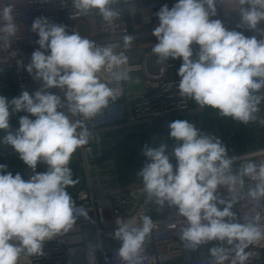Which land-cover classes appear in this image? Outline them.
<instances>
[{"label":"clouds","instance_id":"clouds-1","mask_svg":"<svg viewBox=\"0 0 264 264\" xmlns=\"http://www.w3.org/2000/svg\"><path fill=\"white\" fill-rule=\"evenodd\" d=\"M116 5L135 8L132 0H72L70 18L96 12L111 24L123 15L124 8ZM217 5L238 13L236 28L254 34L246 36L213 19ZM155 15L159 24L151 33L157 41L151 52L158 64L182 58L176 73L179 95L201 109L218 111L221 117L264 126L259 115L264 103V0H177ZM143 19L149 22V17ZM31 32L38 36L39 47L25 70L40 88L31 94L23 90L11 100L0 96V130L5 133L0 144L11 146L34 173L25 180L0 164V264L43 257L46 242L74 228L76 204L67 188L79 179H73L69 166L72 156L89 143L92 133L85 122L116 101L112 85L129 81L134 70L126 55L133 35H123L122 46L97 43L43 16L33 20ZM19 33L13 6L0 9V41L11 45ZM19 112L30 115L20 116L19 127L13 130L10 117ZM168 128L176 141L171 150L176 165L170 162L166 143L144 146L147 162L136 175L142 179L145 202L176 208V216L183 218L180 240L186 250L217 242L208 249L209 264H246L259 255L248 249L264 241V227L260 214L241 220L233 208L245 196L254 205L264 202V161H245L234 168L240 158L229 156L219 137L203 133L186 119L174 120ZM40 163L46 171L36 172ZM116 224L115 254L123 264H141L144 246L157 224L146 214H141L140 223L133 217L118 218ZM99 246L88 245V264H95Z\"/></svg>","mask_w":264,"mask_h":264},{"label":"built area","instance_id":"built-area-1","mask_svg":"<svg viewBox=\"0 0 264 264\" xmlns=\"http://www.w3.org/2000/svg\"><path fill=\"white\" fill-rule=\"evenodd\" d=\"M71 2L72 0H0V9L7 5L13 6L16 22L20 26L19 38L11 45L0 41V89H11L13 96L9 100L19 96L23 90L31 94L40 88V83L32 79L25 66L30 62L32 52L39 47L35 43L38 36L31 32V24L41 16L66 25L69 33L76 30L97 43L120 42L122 46L123 35L135 36L126 55L129 65L134 69L130 74L138 73L141 81L127 86L126 82L113 84L116 101L110 103L102 115L85 122L92 133L89 143L77 149L71 159V162L77 160L79 163L76 169L80 179L71 195L76 204L74 215L77 220L74 228L55 240L46 242L45 256L22 257L19 264H88L90 244L100 245L94 251L95 264H123L115 254L119 247V241L113 238L118 227L116 221L118 218L126 221L134 217L140 223L141 214L151 216L157 224L150 242L144 246L141 264H209L211 257L204 256V246L196 251L183 247L180 240L183 218L176 216V208H169L167 204L161 208L155 202L146 203L145 195L141 192L142 179L139 177L138 184L129 189L122 188L117 176V164L114 158L107 157V149L104 147L107 133L114 129H122L123 137L160 129L169 131L170 122L179 117H192L201 110L199 105H191L190 98L179 95V77L171 71L181 65L182 59L178 62L169 59L165 64H158L156 55L151 52L152 46L157 42L151 33L159 24L155 13L165 4L171 8L177 0H132L135 8L116 5L114 7L124 8L123 15L120 20L111 24L102 21L96 12L71 19ZM217 13L213 19L222 20L229 29L244 31L236 28L239 23L238 13L228 12L225 5H217ZM144 17H149V22L145 23ZM244 34L251 36L254 33L244 31ZM192 47L194 52L198 51L197 45ZM131 50H134L135 58H131ZM51 91L60 94L58 89ZM23 115L30 114L17 113L18 127L19 117ZM30 118L35 119L32 116ZM143 148L133 151L132 157L137 163L147 161L142 153ZM239 158L233 165L234 168L245 161L259 163L264 161V148ZM173 165L175 167L176 163ZM142 167L143 165L140 169ZM7 171L13 175L20 173L25 180L34 174L27 165L10 166ZM246 188L247 184L245 192ZM220 192L227 195L223 188ZM233 211L241 220L244 216L260 214V224L264 227V202L254 205L245 196ZM84 213H87V218ZM173 223L176 224L175 228L170 227ZM85 234L93 236V239L85 241ZM216 243L206 246L210 248ZM248 251L259 255L249 259L246 264H264V241L250 247Z\"/></svg>","mask_w":264,"mask_h":264},{"label":"crops","instance_id":"crops-1","mask_svg":"<svg viewBox=\"0 0 264 264\" xmlns=\"http://www.w3.org/2000/svg\"><path fill=\"white\" fill-rule=\"evenodd\" d=\"M182 59V58H181ZM176 59L172 61H180ZM180 66L175 67L173 70L179 69ZM177 73V72H175ZM195 103L191 101L193 106ZM261 117H264V103L260 105ZM15 121V129L18 128L17 113L13 114ZM177 119L188 120L195 124V126L206 134H211L219 137L221 141L227 146L229 156H242L246 153L256 151L264 148V126L260 125L259 122L242 124L234 121L230 117H221L218 111L205 107L200 110L197 115L192 117L184 116ZM175 119V120H177ZM5 133L0 130V137H3ZM141 139L136 142L129 143L123 137L122 129H114L107 133L105 142L108 143L107 157L114 158L117 164V176L118 180L124 189H129L132 186L138 184V176L136 175L139 166L144 165L147 161L136 162L133 157V151L140 147L148 145L150 147H158L161 143L168 145V154L170 155V162L176 163L174 157L171 156L172 147L176 144V141L169 136V131L164 129L149 131L147 134H142ZM78 161L73 160L70 162V168L73 172V179H79V174L76 169ZM0 164L10 166L25 165L24 162L19 158L18 153L11 148V146L0 144ZM7 170V169H6ZM47 170V166L43 163L38 164L36 172H44ZM75 186H70L67 191L70 195L74 192ZM93 236L85 234L84 240H92ZM204 256H209L208 247L204 245L203 248Z\"/></svg>","mask_w":264,"mask_h":264},{"label":"rangeland","instance_id":"rangeland-1","mask_svg":"<svg viewBox=\"0 0 264 264\" xmlns=\"http://www.w3.org/2000/svg\"><path fill=\"white\" fill-rule=\"evenodd\" d=\"M131 58H135V52H134V50H131ZM175 72H177V69H175V70H172L171 71V73L173 74V73H175ZM130 76H131V79L129 80V81H127L126 82V86H127V84H130V83H140V81H141V77H140V75L138 74V73H133V74H130ZM138 81V82H137ZM14 121H15V119H14V117H10V125H11V128L13 129V130H15V123H14ZM141 135H139V134H137V135H129V136H126L125 137V140L127 141V142H131V143H133L134 144V142H136L137 140H139V139H141ZM104 147L107 149L108 148V143L107 142H105L104 143ZM144 163V162H143ZM77 164H79V163H77ZM140 170V166L138 167V169H137V172ZM79 182H80V179H79ZM79 184V183H78ZM78 187V186H77ZM76 187V188H77ZM75 188V189H76Z\"/></svg>","mask_w":264,"mask_h":264},{"label":"trees","instance_id":"trees-1","mask_svg":"<svg viewBox=\"0 0 264 264\" xmlns=\"http://www.w3.org/2000/svg\"><path fill=\"white\" fill-rule=\"evenodd\" d=\"M0 87H1V81H0ZM2 89L6 95V98L10 99L13 96L11 89H7V88H2Z\"/></svg>","mask_w":264,"mask_h":264},{"label":"water","instance_id":"water-1","mask_svg":"<svg viewBox=\"0 0 264 264\" xmlns=\"http://www.w3.org/2000/svg\"><path fill=\"white\" fill-rule=\"evenodd\" d=\"M0 96H4V97H6V95H5V93L0 89ZM129 97H130V95H129ZM191 100V99H190ZM191 101H193V100H191Z\"/></svg>","mask_w":264,"mask_h":264}]
</instances>
